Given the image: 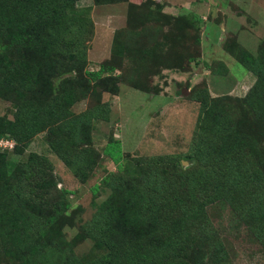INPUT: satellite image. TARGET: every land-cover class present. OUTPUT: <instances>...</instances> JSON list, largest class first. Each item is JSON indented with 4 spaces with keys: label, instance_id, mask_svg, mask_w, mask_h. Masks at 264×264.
I'll return each instance as SVG.
<instances>
[{
    "label": "trees",
    "instance_id": "16d2710c",
    "mask_svg": "<svg viewBox=\"0 0 264 264\" xmlns=\"http://www.w3.org/2000/svg\"><path fill=\"white\" fill-rule=\"evenodd\" d=\"M77 1L0 0V98L15 105L12 119L0 115V137L13 140L12 152L21 154L44 133L81 183L102 156L116 169L91 188L93 196L103 188L108 194L67 238L64 228L82 208H72L71 192L57 187L52 163L36 152L13 161L0 151V264H224L207 216L212 203L226 204L264 249V42L255 55L236 42L223 44L255 77L243 97H212L205 86L192 93L200 106L186 167L177 155L133 158L113 134L99 151L91 124L105 119L108 107L89 104L76 114L72 105L94 98L96 87L116 94L124 78L144 90L149 77L196 62L205 20L193 11L163 12L157 0H93L126 3L127 10L109 60L89 71L85 40L92 22ZM123 62L129 69L102 76ZM216 68L228 71L222 61ZM87 239L89 250L76 253Z\"/></svg>",
    "mask_w": 264,
    "mask_h": 264
},
{
    "label": "rangeland",
    "instance_id": "374dc122",
    "mask_svg": "<svg viewBox=\"0 0 264 264\" xmlns=\"http://www.w3.org/2000/svg\"><path fill=\"white\" fill-rule=\"evenodd\" d=\"M242 1L249 3L251 0H185V5L189 8L199 2L203 13L198 15H205V18L202 17L205 25L200 33V55L196 62L185 63V69L182 70H163L159 75L149 77L144 90L132 87L124 78L116 83V94L96 87L92 92L94 98L85 97L75 102L71 109L76 114L89 107V104L103 103L104 109L108 107L105 119L92 120V146L101 151L109 135L113 134L120 140L122 150L133 158L177 155L181 165L186 167L189 162L185 160L184 154L195 133L200 106L191 97L194 90L205 86L212 97L231 95L240 98L254 82L255 77L223 49L225 42H236L255 55L264 42V0H254L255 3L248 10V20L239 21L235 15L244 11L243 8L247 9ZM76 6L87 9L92 22V34L85 40L84 66L86 70L95 71L109 60L116 32L125 29L127 4L96 5L93 0H79ZM215 8L234 12L233 20L230 18L223 26L218 25L213 21L212 15H207V12L210 11L211 14ZM143 24L145 23L136 27ZM218 61L227 65V72L215 71L218 69ZM127 69L129 66L123 62L120 70L103 72L102 76ZM14 111L15 105L12 102L0 98L1 116L12 119ZM13 145L12 140L10 145L0 147V151H8L7 159L24 161L30 152L46 156L52 163L53 173L58 181L57 187L71 192L67 199L72 208L81 206L82 210L76 214L74 225L64 228L67 238H71L77 231L79 221H87L92 217L95 209L93 202L99 203L108 194V190L103 188L93 196L91 188L107 172L115 171V165L108 157L102 156L91 177L81 183L51 151L44 140V133L36 134L21 154L12 152ZM207 216L224 249V264H264V249L226 204L212 203L207 206ZM91 245L92 242L87 239L77 244L74 250L82 255Z\"/></svg>",
    "mask_w": 264,
    "mask_h": 264
},
{
    "label": "crops",
    "instance_id": "0c3cea01",
    "mask_svg": "<svg viewBox=\"0 0 264 264\" xmlns=\"http://www.w3.org/2000/svg\"><path fill=\"white\" fill-rule=\"evenodd\" d=\"M132 2L135 3H140L142 0H130ZM159 2H162L164 4L163 7V12L169 13V14H173V15H177V14H185V12H196L197 14H202V8L200 6V3H195L193 5L189 7H187V5H185V0H157ZM228 2L231 1H235L236 0H227ZM256 1V0H255ZM234 2V4H235ZM242 3L246 4L247 9L243 8L244 11H239L237 14L238 16L235 15L236 20H248V12L250 11V9L252 8V5L255 3L254 0H251L249 3H246L244 1H242ZM242 8V7H241ZM249 10V11H248ZM215 14V15H213ZM228 14V16L226 15ZM234 12H229L227 10H221V9H217L215 8L214 11L211 12L210 11L207 12V15L211 16L212 15V19L215 23H218V25L223 26L224 23L226 22L227 19H232L234 18ZM240 14V15H239ZM203 18H205V15H202Z\"/></svg>",
    "mask_w": 264,
    "mask_h": 264
},
{
    "label": "built area",
    "instance_id": "2783aa9c",
    "mask_svg": "<svg viewBox=\"0 0 264 264\" xmlns=\"http://www.w3.org/2000/svg\"><path fill=\"white\" fill-rule=\"evenodd\" d=\"M11 141H12V140H8V139L1 138V137H0V147H1V146H6L7 144L10 145V142H11ZM11 146H12V144H11Z\"/></svg>",
    "mask_w": 264,
    "mask_h": 264
}]
</instances>
